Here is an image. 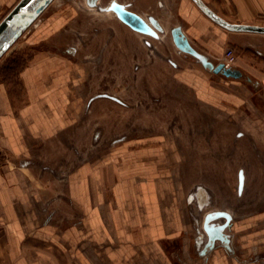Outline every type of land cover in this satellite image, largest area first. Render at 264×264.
I'll use <instances>...</instances> for the list:
<instances>
[{
  "label": "crops",
  "instance_id": "crops-1",
  "mask_svg": "<svg viewBox=\"0 0 264 264\" xmlns=\"http://www.w3.org/2000/svg\"><path fill=\"white\" fill-rule=\"evenodd\" d=\"M17 1L0 0V19ZM157 1L137 5L146 16ZM164 1L175 20L180 11L199 52L223 55L227 46L241 51L235 67L244 77L216 73L191 53L186 64L174 67V78L193 100L217 113L212 121L200 115L199 129L190 130V138L213 145L215 159L205 162L211 179L189 197L188 179L186 187L183 178L161 177L175 156L161 155L159 137L143 147L149 140L130 136L98 157L94 148L86 151L96 129L95 102H109L94 99L95 109L87 110L93 91L113 87L115 76H124V83L140 72L143 45L137 30L114 16L55 10L41 29L45 34L39 30L28 42L51 31L59 47L72 43L76 49L39 48L20 70L18 87L0 82V244L7 264H264V33L226 30L193 0H185L182 11L174 0ZM230 2L235 21L210 7L231 22L264 20V0ZM101 133L110 136L112 126ZM228 139L235 141L225 144ZM188 160L187 154V170ZM225 163L239 166V192L228 189V209L216 211L231 215L224 230L230 249L216 240L201 255L207 233L199 228L196 240L198 212L189 203L208 204L211 187L216 200L225 201L224 173L233 186V169L225 171ZM209 213L215 212L205 218Z\"/></svg>",
  "mask_w": 264,
  "mask_h": 264
},
{
  "label": "rangeland",
  "instance_id": "rangeland-1",
  "mask_svg": "<svg viewBox=\"0 0 264 264\" xmlns=\"http://www.w3.org/2000/svg\"><path fill=\"white\" fill-rule=\"evenodd\" d=\"M108 1V0H106ZM106 1L101 4L104 5ZM209 6L215 9L222 15H227L232 21H235L236 14L231 11V0H204ZM151 6L149 12L152 14H158L162 19L164 30L159 33L158 38H153L144 33L137 32V36L140 43L143 45V63L140 65V72H136L133 76L128 77L127 82H120L124 76L113 77V87L105 89H95L92 93L91 100L88 102L87 110L93 108L94 103L92 100H109V102H95L96 104V129L93 135H90V144L86 149L89 151L94 148V156H102L107 150L119 147L123 142L129 140L130 136H136L138 140H149L143 147H150L151 137L160 138L161 155L172 156L175 164L170 165V170L164 168L161 170V177H178L183 178L186 187L187 179L190 185L188 196L191 197L196 191L199 192L200 183L207 181L206 178V160L215 159L214 154L211 153L210 140L207 138H190V135L195 134L190 132L199 129L200 115L205 120L209 121L217 115L214 109L207 106H200L198 102L187 93V88L184 87L177 79L174 78V65L171 64L169 59L174 60L177 64H186L187 60L180 54L178 47L171 39L170 29L178 22L173 18L171 12L161 10L163 13L157 12L156 5ZM154 11H153V10ZM93 14H99L97 11L90 10ZM55 13V0L42 12L37 20L30 25L23 34L14 42V44L3 54L0 58V82H7L8 84L19 85L20 70L26 65L30 58L39 48L47 47L52 50H58L61 47L68 48L73 46L72 43L62 44L59 47L55 42V32L46 33V37L42 39H34L31 43L28 42V38L43 29L47 23L49 16ZM101 14V13H100ZM107 18L111 17V13H102ZM109 14V15H108ZM209 17V16H208ZM210 18V17H209ZM264 19V18H263ZM1 20V19H0ZM70 20V17L68 18ZM241 23V22H236ZM258 23V24H257ZM253 24V23H248ZM257 25L264 24L262 22H255ZM227 30V29H226ZM42 31V30H41ZM46 29L42 31L45 34ZM234 50L236 61L231 64L235 66L237 62L238 54L240 50L232 46H227ZM226 48V49H227ZM225 49V51H226ZM224 51V52H225ZM200 52L207 53V57L211 58L215 62H225L224 54L216 55L208 51L200 50ZM194 57V56H193ZM197 59V58H196ZM180 66V65H179ZM178 66V67H179ZM136 78V80H134ZM121 79V80H120ZM98 84V81H97ZM96 84V85H97ZM95 85V86H96ZM101 103V105H100ZM93 104V105H92ZM125 120V125H122L123 131H119L120 120ZM86 127L91 123L85 122L82 124ZM208 125V124H207ZM109 126H112V134L103 139L101 130L105 131ZM141 136V137H140ZM235 140H225L232 144ZM120 143V144H119ZM253 143V142H252ZM86 151H81L85 152ZM93 152V151H92ZM84 153V154H85ZM187 154L188 161L191 162L189 169L187 170ZM85 156L81 154V158ZM230 157H225V159ZM226 159V160H227ZM230 161V160H229ZM228 161V162H229ZM226 162V161H225ZM202 164V166H201ZM231 164H224L225 171ZM233 186L227 183V176L225 174V186L224 195L225 198H230L231 192L228 191L234 189L237 194V171L239 166H232ZM67 170L64 171L65 177ZM211 179V178H210ZM209 181V180H208ZM211 199L208 204L200 206L196 201L189 203L192 210L198 212L196 218H194L195 233H199V228L204 229V221L206 212H216L217 209H228L229 204L225 201L216 200L215 189L211 187ZM225 219L220 218L214 220V224L224 223ZM230 232V231H229ZM228 234V233H227ZM229 235V234H228ZM201 240V239H200ZM0 264H7L6 252L3 244H0Z\"/></svg>",
  "mask_w": 264,
  "mask_h": 264
},
{
  "label": "water",
  "instance_id": "water-1",
  "mask_svg": "<svg viewBox=\"0 0 264 264\" xmlns=\"http://www.w3.org/2000/svg\"><path fill=\"white\" fill-rule=\"evenodd\" d=\"M54 0H18L17 3L4 15L0 20V58L3 54L14 44V42L23 34V32L32 25L42 12ZM199 8L209 16L213 21L222 27L233 31H249L264 33V25L236 23L227 20L226 18L215 12L204 0H193ZM113 9L116 10L119 17L133 27L135 30L146 34L156 35V31L148 23V21L139 14L126 9L124 6L115 4ZM159 27V22L152 19ZM160 28V27H159ZM175 33V43L178 47L194 56H199L198 50L189 42L188 37L181 35L180 37ZM201 59L206 67L213 69L214 72L222 71L226 76L241 77L243 72L238 67L228 65L225 62H218L216 65L209 60L205 55H201ZM243 172H240V189L243 188ZM220 217H225L224 223L214 224L212 220ZM231 215L225 211H218L209 213L204 222V229L207 233V242L201 253H206L209 249L215 246L216 240H220L229 247L230 238L224 231L229 227Z\"/></svg>",
  "mask_w": 264,
  "mask_h": 264
},
{
  "label": "flooded vegetation",
  "instance_id": "flooded-vegetation-1",
  "mask_svg": "<svg viewBox=\"0 0 264 264\" xmlns=\"http://www.w3.org/2000/svg\"><path fill=\"white\" fill-rule=\"evenodd\" d=\"M103 1H106V0H55V10H64L65 11V15H67V14L69 15L70 12L73 11L74 9L77 10V9L86 8L88 10L97 11L99 14H96V15H98V17L100 19L107 18L102 13H111V16L116 17L121 22L126 24L129 28H133L129 24H127L125 21H123L119 17V15L116 12V10L113 9V6L115 4H119V5L124 6L126 9L131 10V11L139 14L140 16H142L143 18H145L148 21V23L156 31V35L147 34L148 36L153 37V38H158L159 37V33L164 30V25L159 20V16L156 15V14H152V13H149L148 15L144 16L142 14L141 10H139V5H137V0H108V1H106V3L104 5H102L101 3ZM166 1L170 2L172 0H166ZM174 1L177 4H179L180 10L181 9L183 10V4H184L185 0H174ZM156 7L158 9V12L163 13L162 11L165 10V9H167L166 11H168V4H166V2L164 0H158L156 2ZM152 19H156L159 22V27L160 28L154 22H152ZM177 21L178 22L170 29L171 39H172V41L174 42V44L176 46H177V44L175 43V33H177L176 35H178L179 37L181 35H185L187 37L186 32H185L187 24H186V21H184L182 15L180 14V11H179L178 16H177ZM95 31H97V30H95ZM137 32L142 33L140 31H137ZM144 34H146V33H144ZM75 49L76 48L74 46H71V47H68L67 50H75ZM178 49H179V51H181L180 54L185 59H187V54H190V53L187 52L186 50L181 49L180 47H178ZM198 54H199V56H195V57L197 58L198 61L201 62V64L204 67H206L204 65L202 59H201V55H204V54L199 52V51H198ZM169 60H170L171 64H173L174 66L177 64L174 60H172V59H169ZM210 61H212L215 65L217 64L213 60H210ZM206 68H208V67H206ZM210 70L214 71L213 69H210ZM216 73H220V74L226 76L222 71L216 72ZM242 76L244 77V75H242ZM226 77H232V76H226ZM200 239H201V236L199 235L198 238H197L198 242H200ZM196 244L198 245V243H196ZM224 245H225V247H227V249H230V246L228 247L225 243H224ZM200 254L204 255L205 253L202 254L201 251H200Z\"/></svg>",
  "mask_w": 264,
  "mask_h": 264
},
{
  "label": "built area",
  "instance_id": "built-area-1",
  "mask_svg": "<svg viewBox=\"0 0 264 264\" xmlns=\"http://www.w3.org/2000/svg\"><path fill=\"white\" fill-rule=\"evenodd\" d=\"M224 60H225V63L228 65L235 63L236 56L232 48L226 49V51L224 52Z\"/></svg>",
  "mask_w": 264,
  "mask_h": 264
}]
</instances>
